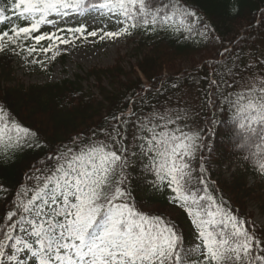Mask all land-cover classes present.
I'll list each match as a JSON object with an SVG mask.
<instances>
[{"label": "snow or ice", "instance_id": "snow-or-ice-1", "mask_svg": "<svg viewBox=\"0 0 264 264\" xmlns=\"http://www.w3.org/2000/svg\"><path fill=\"white\" fill-rule=\"evenodd\" d=\"M92 13L122 27H57L67 25L69 17ZM199 23L202 18L181 0H6L0 7V53L48 54L54 45L97 36L117 39L136 29L191 34ZM45 25L56 30L40 32ZM45 40L46 47H37ZM219 55L223 59L209 78L204 106L213 112L232 109L234 139L264 175V71H255L256 64L264 68V60L241 67L232 49L225 47ZM192 113L188 105L153 106L147 114L130 108L106 118L107 127L87 140L74 137L34 166L31 183L17 192L0 219V264H264V237L209 192L203 153L210 150L206 134L216 127L215 115L206 121L208 127L193 129ZM6 117L0 105V158L41 146L35 131ZM136 158L155 176L154 186L174 194L169 203L191 218L199 243L186 246L174 222L145 213L132 201L127 169Z\"/></svg>", "mask_w": 264, "mask_h": 264}, {"label": "trees", "instance_id": "trees-1", "mask_svg": "<svg viewBox=\"0 0 264 264\" xmlns=\"http://www.w3.org/2000/svg\"><path fill=\"white\" fill-rule=\"evenodd\" d=\"M5 2L0 0V7ZM181 2L202 18V23L195 25V31L174 34L163 30H134L133 34L138 36L133 47L137 72L133 67L126 70L119 64L89 69L85 79L93 80L97 96L82 86L83 79L78 75L45 86L13 84L11 63L27 53H0V105L8 113L6 119L35 131L41 142L38 148L25 147L11 153L8 160L0 158V186L7 189L0 192V219L12 207L17 192L31 183L28 175L33 167H40L41 161H46L61 146L69 145L74 137L87 140L94 131L107 127L106 118L125 114L130 108L138 114H147L153 106L162 110L165 106L188 105L193 109L188 121L193 129L208 127L206 121L213 115L216 119L215 129H209L206 134L210 150L203 153L210 194L217 203H223L225 211L247 221L249 229L264 237V224L255 223L249 211L252 208L264 216V175L245 159L248 152L239 148L234 139L232 109L213 112L204 106L209 78L214 75L213 69L219 68L223 59L219 53L225 47L233 50V59L240 57L241 67L250 61L264 60V0ZM204 24L209 27L205 29ZM201 32L205 35L198 34ZM196 59L199 61L195 62ZM64 60L62 57L61 61ZM183 63L190 66L181 69L179 64ZM255 71L261 72L264 68L256 64ZM174 84L176 87H172ZM131 131L130 125L129 138ZM98 138L104 139L102 135ZM144 164V160L136 158L127 169L126 187L132 201L143 212L161 214L174 222L186 246L199 243L191 218L183 209L169 203L174 195L169 189L153 185L155 176ZM194 164L198 167L199 160ZM166 210L169 212L164 213Z\"/></svg>", "mask_w": 264, "mask_h": 264}, {"label": "rangeland", "instance_id": "rangeland-1", "mask_svg": "<svg viewBox=\"0 0 264 264\" xmlns=\"http://www.w3.org/2000/svg\"><path fill=\"white\" fill-rule=\"evenodd\" d=\"M67 25L61 22L57 27H73L80 23L87 26L88 31L103 29V31H118L122 25L110 20L106 16L92 13L84 17H69ZM56 29L51 26H42L40 32H52ZM40 34V33H39ZM102 34V33H101ZM137 37L131 35H123L117 39L100 40L97 37H88L87 39H76L74 43L60 44L58 47L53 46V52L44 54L36 52L33 56L22 58L13 64L14 79L16 84L24 86L32 85H47L55 84L65 78L72 79L73 76L79 75L83 78L82 85L85 88H90L95 92L92 85V80H84L85 73L92 68H109L115 64L126 67L129 70L135 68L136 60L133 53ZM43 47L48 45V41ZM59 54L56 55L55 53ZM60 55H65L64 63L56 62V58ZM54 56V58H53ZM33 60L42 61V63H32ZM199 61L196 59L195 62ZM187 63L179 64L180 68H188ZM138 75V73H135ZM253 213V221L258 224L264 223V217L260 216L252 208L249 210ZM166 210L164 213H168Z\"/></svg>", "mask_w": 264, "mask_h": 264}]
</instances>
